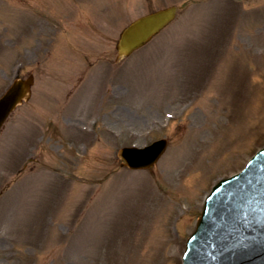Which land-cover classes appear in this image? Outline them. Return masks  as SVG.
I'll return each mask as SVG.
<instances>
[{
	"label": "rangeland",
	"instance_id": "obj_1",
	"mask_svg": "<svg viewBox=\"0 0 264 264\" xmlns=\"http://www.w3.org/2000/svg\"><path fill=\"white\" fill-rule=\"evenodd\" d=\"M29 75L0 131V264H181L205 196L264 145V0H0V96ZM161 139L152 169L120 167Z\"/></svg>",
	"mask_w": 264,
	"mask_h": 264
},
{
	"label": "water",
	"instance_id": "obj_2",
	"mask_svg": "<svg viewBox=\"0 0 264 264\" xmlns=\"http://www.w3.org/2000/svg\"><path fill=\"white\" fill-rule=\"evenodd\" d=\"M175 12L176 8L171 7L131 23L120 35L117 46L119 54L127 56L143 46L174 18ZM29 84L15 83L0 100V126ZM165 148L166 142L159 141L142 150L124 149L120 156L130 168L150 167ZM206 204L190 240V252L185 264H264V256L252 255L253 248L264 253L261 248L264 247V215L256 211V207L264 211V151L251 162L247 171L217 186ZM232 228L240 231L244 240L247 236L251 244L227 254V245L233 246L234 238L230 237L232 233L229 234L224 244V235L230 233Z\"/></svg>",
	"mask_w": 264,
	"mask_h": 264
}]
</instances>
